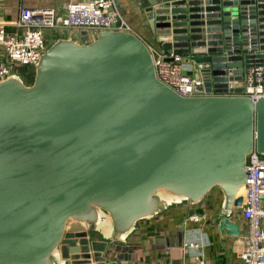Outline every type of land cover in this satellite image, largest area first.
<instances>
[{"label": "water", "instance_id": "obj_1", "mask_svg": "<svg viewBox=\"0 0 264 264\" xmlns=\"http://www.w3.org/2000/svg\"><path fill=\"white\" fill-rule=\"evenodd\" d=\"M167 52L195 63V95L160 81L133 31L49 42L26 83L0 79V264H120L138 220L221 194L218 226L242 204L247 155H264V0L144 7Z\"/></svg>", "mask_w": 264, "mask_h": 264}, {"label": "built area", "instance_id": "obj_2", "mask_svg": "<svg viewBox=\"0 0 264 264\" xmlns=\"http://www.w3.org/2000/svg\"><path fill=\"white\" fill-rule=\"evenodd\" d=\"M58 13L54 7L19 6L14 30L0 24V79L17 73L15 64L32 67L47 47L46 30L71 31L70 36L86 42L100 30H127L130 25L122 14L118 0H72ZM156 77L182 95H195L202 80L183 72L184 57L166 49L150 47ZM244 93L252 99L264 94L263 67H251L243 79ZM246 181L241 193L240 213L247 221L243 249L239 258L244 264H264V155L255 150L247 155ZM205 214L190 212L187 219L198 221Z\"/></svg>", "mask_w": 264, "mask_h": 264}, {"label": "crops", "instance_id": "obj_3", "mask_svg": "<svg viewBox=\"0 0 264 264\" xmlns=\"http://www.w3.org/2000/svg\"><path fill=\"white\" fill-rule=\"evenodd\" d=\"M72 0H0V24L14 30L12 24L18 17L19 6L54 7L63 12L64 5ZM161 3L168 0H118L120 9L136 33L148 46L162 47L150 29L144 7L151 2ZM48 43L58 36H66L71 31L46 30ZM67 32V33H66ZM183 72L195 75L194 62L183 56ZM221 194L212 189L204 199L203 205H187L184 202L172 204L158 214L140 219L132 233L113 252L120 264H244L239 258L243 249L242 239L248 231L247 221L240 208L232 211L230 219L238 225V235H232L218 226V209ZM205 214L201 220L187 219V214ZM264 229V219L262 220Z\"/></svg>", "mask_w": 264, "mask_h": 264}, {"label": "rangeland", "instance_id": "obj_4", "mask_svg": "<svg viewBox=\"0 0 264 264\" xmlns=\"http://www.w3.org/2000/svg\"><path fill=\"white\" fill-rule=\"evenodd\" d=\"M66 36H70V34ZM14 69L17 70V73L23 79L24 82L30 83L32 81L33 74H34L32 67H27L26 65H22V64H15Z\"/></svg>", "mask_w": 264, "mask_h": 264}, {"label": "bare ground", "instance_id": "obj_5", "mask_svg": "<svg viewBox=\"0 0 264 264\" xmlns=\"http://www.w3.org/2000/svg\"><path fill=\"white\" fill-rule=\"evenodd\" d=\"M244 189V187L243 186H241L240 188H239V190H238V193H242V190Z\"/></svg>", "mask_w": 264, "mask_h": 264}, {"label": "trees", "instance_id": "obj_6", "mask_svg": "<svg viewBox=\"0 0 264 264\" xmlns=\"http://www.w3.org/2000/svg\"><path fill=\"white\" fill-rule=\"evenodd\" d=\"M45 36H46V34H45ZM59 37V36H58ZM47 38V37H46Z\"/></svg>", "mask_w": 264, "mask_h": 264}]
</instances>
